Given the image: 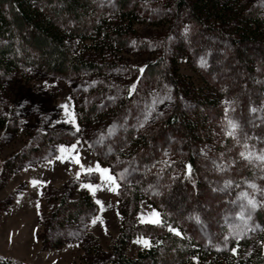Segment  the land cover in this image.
<instances>
[{"label":"trees","instance_id":"trees-1","mask_svg":"<svg viewBox=\"0 0 264 264\" xmlns=\"http://www.w3.org/2000/svg\"><path fill=\"white\" fill-rule=\"evenodd\" d=\"M113 1V4H99L95 0H0V89L1 80L15 73L23 81L41 74L74 83L71 98L79 129L63 139L55 138L60 136L61 130L58 134L43 131L41 142L35 145L32 144L36 138L33 133L25 148L5 159L0 176L5 179L36 156L42 161L48 159L54 153L45 151L48 144L69 143L80 137L92 141L108 125L118 126L125 122L123 125L128 127L120 134L117 131L113 134L108 153L101 157L100 152L94 149L97 159L113 169H128L131 165H136L138 169L133 178L117 189L121 215L118 237L108 249H104L94 236H90L80 245L84 253L77 264H193V259L202 264H264V221L255 237L236 240L231 250L206 252L146 190L155 177H161L160 184L170 183L173 178L169 159H173L171 167L177 165L174 182L179 180L185 192L196 199L201 185L197 179L200 156L197 144L209 143L211 147L207 156L224 162L230 155L220 152L222 147L232 145V140L238 139V135H228L231 129L226 132L222 127L227 119H231L227 111L225 118L222 115L215 119L209 115L220 109V101L229 97L233 99V96L221 92L218 83L183 73L182 66L191 69L186 47L177 46L166 58V42L174 31H188V38L192 40L199 27L218 29L237 44L263 41L264 10L254 4L257 0L251 3L249 0ZM162 7L168 12L164 14ZM154 41L159 43L157 48L162 53H157L153 59H145L143 63H131L132 50L148 51ZM194 44L196 42L189 45L196 50ZM252 62L253 57H250L248 71L255 73ZM121 70L135 72L134 81L122 84L117 78ZM154 76L159 78L153 79ZM162 80H167L176 95L188 98L190 112L182 108V103L172 105L167 111L165 107L150 110L147 105L153 101L146 102V108H137L139 99L148 101L149 96L155 98ZM134 84L135 89L130 92ZM116 91H120L117 96ZM231 101L233 103L234 100ZM125 107L128 112L131 111L130 119L122 113ZM3 109L0 101V155L2 136L12 128L10 116ZM217 127L223 128L222 136ZM173 130L189 146L186 145L187 151L178 154L177 158L171 146L161 141L163 132L173 133ZM215 135L219 141L215 140ZM244 143L234 147L232 165L243 167L238 175L249 176L251 172L244 170L253 157L241 155L246 148ZM211 151L214 153L212 157ZM256 160L259 163L256 169L261 171L259 182L264 187V161ZM189 166L190 173L187 171ZM75 185L72 183L64 191H56L48 199L49 221L44 223L40 234L44 247L63 245L62 238L50 240L48 235L53 231L62 232L66 223H78L80 217L86 218L95 212L96 204L91 195L83 189L77 190ZM144 199L159 211L160 224L140 222V202ZM257 216L261 218V213ZM143 231L149 232L145 235L149 237L150 246L139 250L136 256H128V243L134 236L144 234ZM233 249H236L235 253ZM87 253L91 257L89 261L85 257ZM0 264L25 263L0 254Z\"/></svg>","mask_w":264,"mask_h":264},{"label":"rangeland","instance_id":"rangeland-1","mask_svg":"<svg viewBox=\"0 0 264 264\" xmlns=\"http://www.w3.org/2000/svg\"><path fill=\"white\" fill-rule=\"evenodd\" d=\"M95 1L99 4L114 3L113 0ZM154 1L156 3L164 0ZM251 2L253 0H249V3ZM254 4L264 10L263 0H257ZM161 9L165 11L164 14L168 12L163 7ZM232 39L218 29L199 27L192 40L188 38V31L179 33L174 31L173 36L166 42L164 55L169 58L177 46H185L187 55L190 57L191 69L189 66H182V72L186 75L193 74L198 79L201 77L211 83H218L217 86L221 92L233 96V99L229 97L220 101V109L213 113L209 111V115L215 119L222 115L225 118L227 111V116L231 119H227V123H224L222 127L228 132L230 130L228 122H235L238 127L234 136L238 135V139L234 141H241L236 143L232 140V145L222 147L220 152L230 155V158L225 159L224 162L222 159H212L207 156L211 147L208 146L209 143L197 144L200 150L197 179L201 185L195 196L196 199H192L191 195L185 192L179 180L174 182L177 165L174 163L176 166L171 167L173 159H169L170 174L173 178L170 179V183L160 184L161 177H155L151 180L152 184L146 188L152 197L158 199L164 206L169 217L177 225L184 227L204 251L213 253L227 252L232 249L231 246L236 240L255 237L261 231L264 221V187L259 182L261 171L256 169V165H259L256 158L264 156V43L261 45L264 40L237 44L233 43ZM193 42H196L194 44L196 50L189 45ZM158 45L159 43L154 41L148 51H145L146 49L132 50L131 63H143L145 59L155 58L157 53H162L158 50ZM250 57H253L255 73L248 71ZM201 60L206 62V67L201 66ZM135 76L136 73L133 71L121 70L117 78L122 81V84H127L134 81ZM155 78L159 77L154 76L153 79ZM160 82L155 98L149 96L148 101L139 99L137 108H146V102L153 101L152 104L147 105L150 110H160V107H165L167 111L172 105L182 103V108L190 112L191 102L188 98L176 95L167 80ZM1 84L0 101L4 106L3 110L10 116L12 128L2 136L0 171L5 159L25 148L32 140L33 133L36 138L32 144L35 145L41 142L43 131H53L58 134L61 130L60 136L55 138L63 139L69 138L68 133L77 130L78 124L71 98L74 83L41 74H37L34 79L23 81L20 75L15 73L3 78ZM119 92L116 91V96ZM169 99L172 101H168ZM231 100H234L233 103ZM63 105H67L71 115L65 114ZM196 110L199 109L196 108ZM122 113L126 119L132 117L131 111L128 112L126 107ZM124 123L116 125L117 127L115 124L108 125L107 129L92 141L80 137L69 143L48 144L45 151H54L48 159L42 161L41 157L38 159L36 156L24 162L18 170L9 173L5 179L0 176L1 255L12 257L25 264H77L81 254L84 253L80 245L84 240H89L90 236H94L102 248L108 249V246L118 237L121 220L117 190H110L103 185L101 176L95 169L99 167L110 170L118 185L133 178L138 169L136 165H131L128 169H113L97 159L94 149L100 152L101 157L108 153L113 143L111 142L113 134L116 131L120 134L128 127L127 124L123 125ZM217 128L222 136L223 128ZM161 135V141L171 146L176 158L181 152L183 154L187 151L185 146H188V143H183L184 140L177 136L175 130L173 133L165 131ZM215 140L219 141L217 135ZM244 141L243 146L246 148L243 154H251L253 157L247 162L250 166L247 165L244 170L251 172L249 176L238 175L243 167L232 165L234 161L232 156L235 155L234 147ZM71 146H75V153L70 151ZM62 148L69 151L62 152ZM192 152L194 153V150ZM76 154H78L79 164L75 162ZM61 155H64L63 161L57 159ZM213 155L211 151V157ZM69 157L72 158L69 159ZM235 162L238 163L237 160ZM89 168L94 171L88 173ZM187 171L189 172V168ZM33 181L37 183L33 184ZM72 183L76 184L77 190L83 189L91 195L96 204V210L91 216L80 217L78 223H66L62 232L61 230L53 231L48 235L50 240L62 238L63 245L44 247L40 234L44 229V223L49 221L48 199L56 191L68 189V185ZM89 184L97 186L98 190L93 191L85 187ZM68 191L73 192L70 189ZM153 213H158L161 220L159 211L146 199L142 200L139 208L140 222L154 224L146 222L152 218ZM259 213L261 218L257 216ZM93 220H96V223H93ZM143 233L134 236L128 243L126 249L128 256H136L139 250L148 247L138 242L149 241L147 237L149 232L143 231ZM87 254L85 257L89 261L91 257L89 253ZM193 260L195 262L193 264H202L197 259Z\"/></svg>","mask_w":264,"mask_h":264},{"label":"snow or ice","instance_id":"snow-or-ice-1","mask_svg":"<svg viewBox=\"0 0 264 264\" xmlns=\"http://www.w3.org/2000/svg\"><path fill=\"white\" fill-rule=\"evenodd\" d=\"M201 66H202V67H206V62L203 61V60H201ZM140 71L143 72V69H140ZM134 89H135V84L132 86V89H130V92L133 91ZM62 107L65 109V114H66V115H71V114L68 112V110H67V105H63ZM253 111H255V109H253ZM228 123H229V127H230V129H231V130L228 132V135H230V136H234V135H235V130H236V128L238 127V125H237L235 122H233V121H229ZM77 130H79V129L77 128ZM61 151H62V152H66V151H69V150H67V149H63V148H62ZM70 151L73 152V153H75V146H71ZM76 155H77V158H76L75 162H76L77 164H79L80 161H79V159H78V154H76ZM241 155H244V154L242 153ZM71 158H72V157H69V159H71ZM248 158H251V154H249V157H248ZM258 158L264 160V156H260V157H258ZM57 159H60V160L63 161V160H64V155L58 156ZM50 162H51V161H50ZM93 171H94V170H93L92 168H89V169L87 170L88 173H91V172H93ZM95 171L99 172V174H100V176H101V181H102V184H103V185L109 187L110 190H117V189H118L119 185H118V183H117V181H116L115 176H113V175L111 174L110 170H108V169H100L99 167H97V168L95 169ZM189 173H190V166H189ZM122 178H123V177L121 176V179H122ZM36 183H37L36 181H33V184H36ZM85 187H88V188L92 189L93 191L98 190V189H97V186H93V185H91V184L86 185ZM98 203H99V201H98ZM146 222H148V223H154V224H160L162 221L160 220V218H159V214H158V213H153V214H152V218H150V219H149L148 221H146ZM93 223H96V220H93ZM177 234H179V233H177ZM138 242H142V243H144L145 246H150V242H149V241L144 240V241H138ZM235 251H236V249H233V252H234V253H235Z\"/></svg>","mask_w":264,"mask_h":264}]
</instances>
